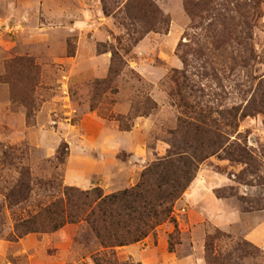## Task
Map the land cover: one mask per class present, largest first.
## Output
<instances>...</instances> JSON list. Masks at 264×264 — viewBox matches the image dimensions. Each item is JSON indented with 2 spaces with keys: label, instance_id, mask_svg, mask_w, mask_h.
<instances>
[{
  "label": "rangeland",
  "instance_id": "obj_1",
  "mask_svg": "<svg viewBox=\"0 0 264 264\" xmlns=\"http://www.w3.org/2000/svg\"><path fill=\"white\" fill-rule=\"evenodd\" d=\"M114 50L125 65L95 97L84 84ZM169 149L203 158L173 207L174 249L167 221L116 264H208L213 235L226 264H264V0H0V264H94L85 222L17 240L14 222L60 182L128 188ZM20 167L32 196L8 208Z\"/></svg>",
  "mask_w": 264,
  "mask_h": 264
},
{
  "label": "trees",
  "instance_id": "obj_2",
  "mask_svg": "<svg viewBox=\"0 0 264 264\" xmlns=\"http://www.w3.org/2000/svg\"><path fill=\"white\" fill-rule=\"evenodd\" d=\"M123 65L125 64L121 55L114 50L108 77L87 82L85 87L95 97L102 95L110 88L112 79ZM33 80L37 84V75ZM147 102L150 101L147 99ZM117 120L120 122V118ZM119 127L122 130L130 129L127 126ZM186 128L189 139L198 143V138L204 133L200 119L187 122ZM65 156L66 152L59 148L55 158L62 161ZM229 156L233 158L236 155L233 152ZM201 160L203 158L196 156L194 150L192 157L188 158L181 152L169 149L165 156L143 169L134 185L111 193H104L99 186L81 190L64 186L60 182L57 185L60 195H56L43 206H37L34 213L14 222V238L17 240L28 233H50L68 223L85 222L100 248L93 256L94 264H116V248L143 241L149 235H154L156 229L168 221L174 224V231L168 235L167 241L168 249L172 251L175 245L172 237L177 230L172 216L173 207L194 179ZM28 175L29 170L20 167L15 184L2 193L8 208L24 206L31 199L33 189L27 182ZM217 195L220 196L218 192ZM216 235L219 236L220 232L217 231ZM214 239L213 235L205 241L207 262L226 264L223 256L214 254Z\"/></svg>",
  "mask_w": 264,
  "mask_h": 264
},
{
  "label": "crops",
  "instance_id": "obj_3",
  "mask_svg": "<svg viewBox=\"0 0 264 264\" xmlns=\"http://www.w3.org/2000/svg\"><path fill=\"white\" fill-rule=\"evenodd\" d=\"M97 186V185H96ZM95 187V186H94ZM253 236H254V234H252V237L251 238H253ZM142 242V241H141Z\"/></svg>",
  "mask_w": 264,
  "mask_h": 264
}]
</instances>
